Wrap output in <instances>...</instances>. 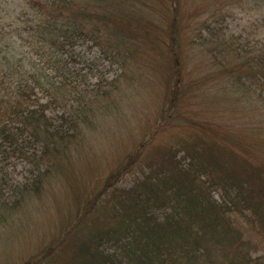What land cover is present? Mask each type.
Wrapping results in <instances>:
<instances>
[{
  "label": "trees",
  "instance_id": "1",
  "mask_svg": "<svg viewBox=\"0 0 264 264\" xmlns=\"http://www.w3.org/2000/svg\"><path fill=\"white\" fill-rule=\"evenodd\" d=\"M237 1L23 0L11 18L12 0H0V228L50 190L48 177H64L68 201H54L58 217L45 241L14 259L0 253V264H264V0H252L258 34L243 47L217 26ZM19 39L29 53L15 57ZM77 41L119 72L93 83L80 77L98 67L71 61ZM188 45L209 58L206 69L188 64ZM140 66L164 86L159 118L142 120L110 167L88 169L92 183L82 190L83 172L67 180L65 160L83 150L85 129L97 130L98 108L125 89L119 78L132 79ZM214 87L223 88L221 103L257 115L247 128L200 116L190 96ZM256 90L258 108L239 103ZM11 155L29 163L25 179L9 175ZM236 216L258 242L244 237Z\"/></svg>",
  "mask_w": 264,
  "mask_h": 264
},
{
  "label": "rangeland",
  "instance_id": "2",
  "mask_svg": "<svg viewBox=\"0 0 264 264\" xmlns=\"http://www.w3.org/2000/svg\"><path fill=\"white\" fill-rule=\"evenodd\" d=\"M196 1L199 0H186V3L192 5ZM9 5L10 6L8 7L7 5L6 8L10 10L9 14L11 18L18 13L21 15L20 10L25 8L23 0H12ZM256 15L257 10L253 6L252 0L249 2L239 0L230 4V11L228 13L219 15L217 18V26L222 27L225 34L236 38L235 42H238L239 45L243 47L247 40L252 42L257 38L258 27L255 22ZM188 30L190 31L189 28ZM186 31L187 27H182L181 34L183 38H186L183 39V42L189 41L192 38L191 36L189 37L190 32L191 35L193 34L192 31L185 36ZM209 33L207 34V38L209 37ZM218 35L222 36L220 33H218ZM197 39H200V37L197 36ZM14 42L13 51L15 57L22 56L23 52L24 54L29 53L27 52L28 45L22 39H19V41L14 40ZM189 46L190 45L187 46L188 53L190 54L188 64L199 70L206 69L207 66H205L206 63L204 61L205 59L206 61L209 60V58H201V55H198L197 52H190ZM72 53L74 55L71 61L79 68L91 60L98 67L94 72L85 71V69L81 71L82 75H84L80 77L84 78L89 83L95 82L98 77L99 79L111 77L119 72L118 65L110 63L105 58L99 57L97 48L91 46L89 42L77 41L72 48ZM146 67L140 66L138 69L135 68V75L132 79L124 77L119 78L118 85L120 87L122 86V88L125 86V89L117 91L118 95L109 99L110 102L106 104V106L98 108L97 112H95V120H93V122L95 121L96 123L97 130L95 129L94 132H92L93 129H90V131L85 129L84 138L81 137V139L83 138L82 142H84L82 146L84 147L83 150L74 152L70 160H65L66 171L64 175L67 180L71 179L74 181L72 177L73 173L78 171L83 172V178H79L82 190L87 189L92 183L90 179L93 178V174H90V171H87L88 169L98 166L100 163L110 167L113 164L114 155L119 153L121 149L128 147L130 139L134 138L136 132H140V130L145 128V125L143 123L141 124L142 120H158L160 103L166 101V94H164L165 89L163 84H158L154 76H152V73L148 75L147 72L149 71H145ZM222 89V87H214L213 89L203 91V88H200L198 89V94L197 90H194L190 99H192L194 107L202 111L201 117L221 121H235L239 124L242 122L247 128L251 119L257 117V115L244 114L242 112L245 111L244 108H240L239 111L229 102L221 103L220 96L224 94ZM207 91L208 93L206 94L205 92ZM217 91L220 92V96L217 95ZM230 95L231 97L237 98L238 92L230 90L229 96ZM260 101L263 102L256 90L255 93L251 94L250 98H248V101L242 99L239 103L246 104L250 108H253V105H255V107L258 108L257 104ZM57 121L60 120H56V122ZM237 123L236 126H238ZM82 124L86 123L82 121ZM91 132L92 134L89 136ZM115 137L119 138L117 144L112 143ZM91 142L93 144H90ZM89 145H93V147L89 148ZM96 151L99 154H97ZM5 165L9 175L15 180L25 179L29 174L30 165L21 156L11 155L5 161ZM104 165L102 167H104ZM136 173L137 170L125 173L120 180L121 184L131 183ZM59 177L61 178L60 180L48 177L47 183L53 184V186L42 197H36L35 200H30L25 205L22 214H13L7 217L9 224L4 229L0 228L1 254L5 252L8 254L9 252V258L14 259L18 256L20 257V255H24L30 252V250L35 249L38 244L45 241L51 235L53 224L58 217V211H56V209L59 210V205H56L54 201L63 200L65 203L67 200L63 198L64 193L61 186L64 177L60 175ZM65 197L67 198V196ZM63 208L64 207L60 205V209ZM236 217L243 226L242 231L244 237L251 239L252 242H258L260 239L259 235L249 228L250 226L244 223L241 217ZM12 222H14V224L16 223L17 231L15 233H10ZM3 227H5V225ZM23 235H26V240H24L25 237ZM260 248L261 244L257 246V250H255V248L253 251L258 252Z\"/></svg>",
  "mask_w": 264,
  "mask_h": 264
}]
</instances>
